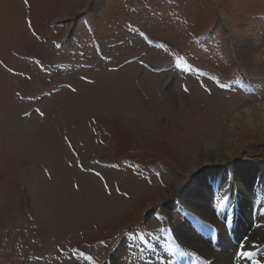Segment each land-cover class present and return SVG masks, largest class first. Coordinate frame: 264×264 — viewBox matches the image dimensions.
<instances>
[{
    "label": "rangeland",
    "instance_id": "rangeland-1",
    "mask_svg": "<svg viewBox=\"0 0 264 264\" xmlns=\"http://www.w3.org/2000/svg\"><path fill=\"white\" fill-rule=\"evenodd\" d=\"M77 2L0 0V264H182L160 235L192 215L195 138L264 87L263 42L258 68L235 49L264 40V0ZM238 135L264 147L255 122Z\"/></svg>",
    "mask_w": 264,
    "mask_h": 264
},
{
    "label": "bare ground",
    "instance_id": "bare-ground-1",
    "mask_svg": "<svg viewBox=\"0 0 264 264\" xmlns=\"http://www.w3.org/2000/svg\"><path fill=\"white\" fill-rule=\"evenodd\" d=\"M77 1L68 0V8L74 10H70L73 11L70 15L81 6ZM70 15L63 14L61 17ZM261 42L264 44V40L256 42L254 39H245L235 43L242 64L258 68L254 58ZM149 76L152 74H145L142 78L148 80L146 77ZM263 88L257 85L252 100L246 101L243 108L233 115L230 131L224 134H208V137L205 133L201 140L194 137L197 139L195 145L206 144V149L201 154L193 153L194 168H197L198 172L191 177L190 189L186 190V194L183 191L177 198L190 208L192 215H202L203 218H196L199 223L195 224L198 228H203L202 236L191 229V224L196 219L193 222V216L189 215L188 221L180 220L175 225L176 243L166 241L165 237L160 235L161 257L174 252L175 256L188 253L192 258L184 256L187 264H264V160L257 159L251 164L235 160L245 147H250L254 153L264 157V147L245 144L238 135L239 127L245 121L255 122L264 130ZM167 92L177 96L171 88H168ZM199 96L205 97L200 91L193 96V101L198 100ZM182 97L186 100L185 95ZM214 208L223 213L225 221L215 215ZM241 249L249 255L240 256L238 253ZM177 262L171 261L167 264H180Z\"/></svg>",
    "mask_w": 264,
    "mask_h": 264
},
{
    "label": "snow or ice",
    "instance_id": "snow-or-ice-1",
    "mask_svg": "<svg viewBox=\"0 0 264 264\" xmlns=\"http://www.w3.org/2000/svg\"><path fill=\"white\" fill-rule=\"evenodd\" d=\"M187 90V89H186ZM240 256H248L249 253L245 252V251H241L240 253H238Z\"/></svg>",
    "mask_w": 264,
    "mask_h": 264
}]
</instances>
